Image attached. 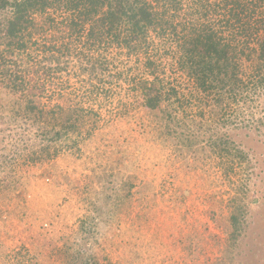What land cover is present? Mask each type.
<instances>
[{
	"label": "trees",
	"instance_id": "16d2710c",
	"mask_svg": "<svg viewBox=\"0 0 264 264\" xmlns=\"http://www.w3.org/2000/svg\"><path fill=\"white\" fill-rule=\"evenodd\" d=\"M114 102L227 181L217 264H264V154L243 141L264 130V0H0V220L19 166L79 148ZM125 157L97 176L58 264H100L82 246L128 196Z\"/></svg>",
	"mask_w": 264,
	"mask_h": 264
},
{
	"label": "rangeland",
	"instance_id": "374dc122",
	"mask_svg": "<svg viewBox=\"0 0 264 264\" xmlns=\"http://www.w3.org/2000/svg\"><path fill=\"white\" fill-rule=\"evenodd\" d=\"M117 107L114 102L102 111L103 125L79 148L19 166L20 186L0 220V264H58L57 249L80 240L76 228L97 176L103 179L121 153L128 165L121 174L131 179L128 196L110 206L82 248L100 264L218 263L227 181L211 160L188 167L152 132H141L142 110L111 115ZM247 137L245 147L264 154V130Z\"/></svg>",
	"mask_w": 264,
	"mask_h": 264
}]
</instances>
